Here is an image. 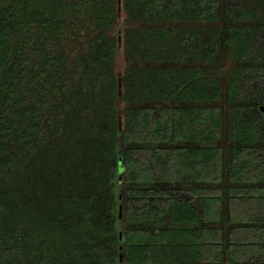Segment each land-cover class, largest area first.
Here are the masks:
<instances>
[{"label": "trees", "instance_id": "trees-1", "mask_svg": "<svg viewBox=\"0 0 264 264\" xmlns=\"http://www.w3.org/2000/svg\"><path fill=\"white\" fill-rule=\"evenodd\" d=\"M120 5L0 0V264H264V0Z\"/></svg>", "mask_w": 264, "mask_h": 264}, {"label": "rangeland", "instance_id": "rangeland-1", "mask_svg": "<svg viewBox=\"0 0 264 264\" xmlns=\"http://www.w3.org/2000/svg\"><path fill=\"white\" fill-rule=\"evenodd\" d=\"M124 18H125V16L122 13V11L121 10L120 11H117L116 18L114 19V22H113L114 23L113 24V30L110 32V36H115L116 37V40H117V49H116V53H115V57H114V64H113V66H114V74H115V76H117V78L119 76V79H120V83H118V86H119L118 88H119V91H120V96L122 95V84H121V80H122V76H123L124 62H125L124 61V57H123L122 38L120 36L122 34V30H123V28L125 26V24H124ZM118 37H120V41H118ZM59 49L62 52L64 51L65 54H66V57L68 59H70L72 62L75 61L78 56L82 60L84 59L83 53L85 52V49L75 48L74 50H72V48H70V42H69V40L67 38H63L62 40H60L59 45H58V50ZM224 51H225L224 42H222V40H221V43H220V52H219V54H218V56L216 58V63L218 65L219 69H220L219 76L223 80L225 79V77H226V75L228 73V70H230L232 67H235V65H236L235 62H232V61L228 60L227 57H225ZM222 90H224V89H222ZM122 106H123V99L122 98L117 99V101H116V109L118 111V115H119V119L120 120H122V114H121ZM14 147L15 146H13V148ZM70 151H71V149L68 148L67 149V152H65V151L64 152L65 153H68ZM33 160H32V158H29V159H27V161H25L24 164L25 165H30V162L29 161H31V165H33L32 164V161ZM24 170L25 169H24V165H23L22 172ZM4 180H5L6 183H9V182L12 183V182H14V180H11L10 177H5ZM44 180H45V178H38V181L41 182V184L44 182ZM13 188H15L17 191L19 189L21 190L20 182H16L15 186H10L7 189L10 191ZM40 188L43 190L45 187L43 188V186L40 185ZM42 190H41V192H42ZM11 197H12V195L10 194L9 203L12 206H14V203L15 202L13 201V199H11ZM39 200H40L41 204L42 203L44 204L46 202V200H44V190H43V194L40 195ZM19 202H20V200H19ZM223 264H225V263H223Z\"/></svg>", "mask_w": 264, "mask_h": 264}, {"label": "water", "instance_id": "water-1", "mask_svg": "<svg viewBox=\"0 0 264 264\" xmlns=\"http://www.w3.org/2000/svg\"><path fill=\"white\" fill-rule=\"evenodd\" d=\"M117 4H118V6H117V11H120L121 10V0H117ZM118 41H120V37L118 38ZM120 85V84H119ZM119 94H120V91H119ZM120 128V127H119Z\"/></svg>", "mask_w": 264, "mask_h": 264}]
</instances>
